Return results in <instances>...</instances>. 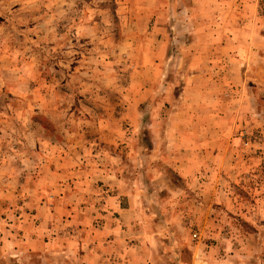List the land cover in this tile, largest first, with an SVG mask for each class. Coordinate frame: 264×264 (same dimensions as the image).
I'll list each match as a JSON object with an SVG mask.
<instances>
[{
    "label": "rangeland",
    "instance_id": "obj_1",
    "mask_svg": "<svg viewBox=\"0 0 264 264\" xmlns=\"http://www.w3.org/2000/svg\"><path fill=\"white\" fill-rule=\"evenodd\" d=\"M192 99L209 124L236 115L241 168L213 171L227 203L205 217L154 203L148 264H264V0H0V249L33 215L37 174L65 156L130 189ZM153 167L174 179L158 155ZM0 264L80 262L59 248L0 251Z\"/></svg>",
    "mask_w": 264,
    "mask_h": 264
},
{
    "label": "crops",
    "instance_id": "obj_2",
    "mask_svg": "<svg viewBox=\"0 0 264 264\" xmlns=\"http://www.w3.org/2000/svg\"><path fill=\"white\" fill-rule=\"evenodd\" d=\"M214 80L217 83V77ZM224 82L228 85V78ZM195 104L192 99L175 109L165 134L153 138L147 153L150 161L146 167H138L130 189L122 174L105 173L107 178L102 175L105 169L96 165L87 169L65 156L48 173L37 174L33 184L36 191L29 201L33 215L11 226L14 233L10 234L16 238L7 237L1 253L67 248L70 258L80 264H148L151 239L158 232L151 227L154 205L160 203L170 214L190 216L191 205L197 202L200 215L205 217L208 208L207 212L203 208L209 202L227 203L223 187L209 179L213 171L236 176L241 168L236 166L240 155L233 147L238 137L233 138L230 132L236 115L218 111L212 113L218 124H209V113ZM155 155L174 179L165 171L159 176L158 169L152 168ZM138 157L139 161L143 158ZM160 183L162 186L157 185ZM153 189L162 192L157 200L151 198ZM192 191L199 196L195 202ZM185 204L190 212L186 213ZM97 219L101 220L99 227L94 225Z\"/></svg>",
    "mask_w": 264,
    "mask_h": 264
}]
</instances>
